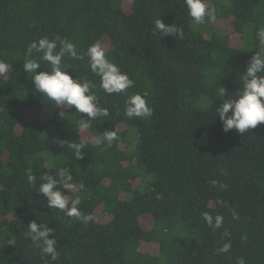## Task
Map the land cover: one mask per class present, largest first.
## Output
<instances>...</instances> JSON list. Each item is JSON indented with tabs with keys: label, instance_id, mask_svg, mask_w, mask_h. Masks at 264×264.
I'll list each match as a JSON object with an SVG mask.
<instances>
[{
	"label": "trees",
	"instance_id": "16d2710c",
	"mask_svg": "<svg viewBox=\"0 0 264 264\" xmlns=\"http://www.w3.org/2000/svg\"><path fill=\"white\" fill-rule=\"evenodd\" d=\"M208 2L215 19L231 21L240 47L212 20L195 24L184 0H0V61L12 65L0 75V264H237L241 257L264 264V124L226 133L215 114L219 88L227 99L242 87L237 74L257 50L264 0ZM157 18L175 23L183 37L156 35ZM45 36L76 45L83 59L62 63L74 79L96 85L92 91L108 117L80 129L86 114L35 91L23 62L28 44ZM94 43L134 81L126 94L109 96L99 87L86 55ZM41 56L33 51V58ZM44 70L51 71L46 61L37 71ZM134 93L146 98L150 118L125 115L126 97ZM32 109L50 117L28 120ZM113 129L118 138L111 146L96 141ZM128 129L137 131L133 147L125 140ZM71 143L84 144L83 158H75ZM65 168L84 189L60 190L70 202L79 196L81 212L95 221L50 209L37 193L46 172ZM29 170L35 184L28 183ZM98 210L109 220L99 222ZM204 212L222 215L223 226L210 228ZM145 215L153 220L149 230ZM33 220L53 228L56 261L42 258L26 236ZM226 241L231 250L217 254ZM143 244H155L159 253L143 252Z\"/></svg>",
	"mask_w": 264,
	"mask_h": 264
},
{
	"label": "clouds",
	"instance_id": "9594fccd",
	"mask_svg": "<svg viewBox=\"0 0 264 264\" xmlns=\"http://www.w3.org/2000/svg\"><path fill=\"white\" fill-rule=\"evenodd\" d=\"M184 5L188 10V15L195 24H203L206 19L213 20L216 16V8L208 0H184ZM154 33H161L163 36L178 35L183 37L184 32L175 23L168 25L161 19L157 18L154 22ZM256 38L259 41L255 54L248 60L245 70L237 74V80L242 82V87L236 91L235 95L227 99H221L226 92L225 87L218 90L219 106L215 108V114H218L222 124V130L229 132L235 129L239 134H244L258 125L264 124V27L258 28ZM59 41V50H58ZM33 51L42 53L37 59L33 58ZM90 71L100 78L99 87L111 96L113 94H126V90L134 87V81L129 78L126 72H122L120 67L111 62L105 49L99 44L94 43L86 50ZM26 59L23 62V69L31 74L32 84L36 92L47 97L49 101L58 106H64L75 110L80 114H86L79 119L78 127L88 129L91 127V121L98 117H108L109 110L102 107L98 101L97 95L92 91L96 87L91 81H82L74 79L66 70L69 69L67 64L62 61L65 57L81 60V55L74 43L68 40H59V38L49 39L47 36L32 41L26 49ZM46 61L51 66V71H37L41 68V62ZM12 70V65L0 61V75ZM125 115L132 119L150 118L153 114L152 108L148 105L146 98L140 93L127 95L125 100ZM61 115V113H60ZM118 138L116 130H106L102 135L96 137L98 143H107L111 146L112 142ZM69 147L73 150L76 159L83 158V143H71ZM43 181L39 185L37 193L46 199L47 207L63 211L65 216L73 217L84 224L95 221L91 214L81 212L79 205L81 199L79 196L69 201L63 189L83 190L84 185L73 183V176L69 169L56 171L55 174L46 172L42 177ZM28 183L35 184L36 177L29 170ZM213 186L217 181L213 180ZM225 185L221 184L220 188ZM223 204V201H217ZM203 219L210 228L219 229L224 224V217L220 214L213 217L209 212L202 213ZM233 218L236 219L235 213ZM26 236L30 238L32 244L40 250L41 257H50L51 261H56L59 256L57 251L58 241L53 235V228L48 224H37L35 220L27 225L24 230ZM225 236L230 235L225 232ZM52 238H49V237ZM15 241H9L13 245ZM232 244L226 241L222 246L216 249L217 254L227 253L231 250ZM237 264H246L243 257L238 258Z\"/></svg>",
	"mask_w": 264,
	"mask_h": 264
},
{
	"label": "rangeland",
	"instance_id": "374dc122",
	"mask_svg": "<svg viewBox=\"0 0 264 264\" xmlns=\"http://www.w3.org/2000/svg\"><path fill=\"white\" fill-rule=\"evenodd\" d=\"M212 24L218 28L223 34L229 35L230 37V44L233 47H240L241 46V40L237 36L232 34V27H231V21H222L214 19L212 20ZM205 33L208 32L205 30ZM109 41L106 39L103 41V43H108ZM50 117L49 112L47 111H36V110H30L28 112V120L32 121H45ZM120 129H124L123 125L120 126ZM136 130H127V133L125 134V140L129 143H132V147L136 143V136L137 131ZM123 148L126 146L125 144L121 145ZM96 216L99 222L103 223L109 220V217L107 215H104L101 211L96 212ZM142 225L146 230H149L153 226V220L151 215H145L141 219ZM141 250L143 252L151 253L153 255H157L159 253L158 247L155 244H143L141 246Z\"/></svg>",
	"mask_w": 264,
	"mask_h": 264
}]
</instances>
